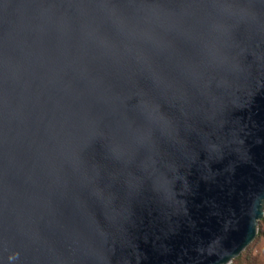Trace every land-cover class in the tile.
<instances>
[{"label":"water","instance_id":"1","mask_svg":"<svg viewBox=\"0 0 264 264\" xmlns=\"http://www.w3.org/2000/svg\"><path fill=\"white\" fill-rule=\"evenodd\" d=\"M264 218V0H0V264H232Z\"/></svg>","mask_w":264,"mask_h":264},{"label":"rangeland","instance_id":"2","mask_svg":"<svg viewBox=\"0 0 264 264\" xmlns=\"http://www.w3.org/2000/svg\"><path fill=\"white\" fill-rule=\"evenodd\" d=\"M262 232H263L262 236L260 237L259 241L254 245V248L252 249L251 252L252 258H249L252 259V262L254 264H264V227L262 228ZM249 259H245L244 264L252 263L251 261H248Z\"/></svg>","mask_w":264,"mask_h":264},{"label":"trees","instance_id":"3","mask_svg":"<svg viewBox=\"0 0 264 264\" xmlns=\"http://www.w3.org/2000/svg\"><path fill=\"white\" fill-rule=\"evenodd\" d=\"M263 227H264V218L260 221V232H259L258 236L256 237V239L250 244V246L247 248V250L242 253L241 256H239L238 258H236L234 260V262L232 264H244L245 259L252 258V255H251L252 249L254 248V245L259 241L260 237L262 236V234H263L262 228ZM248 261L252 262V259H249ZM250 264H254V263L252 262Z\"/></svg>","mask_w":264,"mask_h":264}]
</instances>
